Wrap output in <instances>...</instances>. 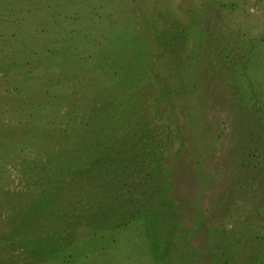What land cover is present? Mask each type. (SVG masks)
Segmentation results:
<instances>
[{"label": "rangeland", "instance_id": "rangeland-1", "mask_svg": "<svg viewBox=\"0 0 264 264\" xmlns=\"http://www.w3.org/2000/svg\"><path fill=\"white\" fill-rule=\"evenodd\" d=\"M0 264H264V0H0Z\"/></svg>", "mask_w": 264, "mask_h": 264}, {"label": "trees", "instance_id": "trees-1", "mask_svg": "<svg viewBox=\"0 0 264 264\" xmlns=\"http://www.w3.org/2000/svg\"><path fill=\"white\" fill-rule=\"evenodd\" d=\"M166 97L164 95L159 94L158 96H153V98L150 100L149 103V107L151 108V110H153V117L156 119H159V121L162 124V127L165 128V131L163 132H157L158 137L163 139V143H161V147L158 148L154 154L151 155L150 157V167L153 168V170L157 171V166L161 164V161L163 159V157L165 156L168 147L171 145L172 143V139H173V135H174V130L172 128V125L169 123V121H167L166 116H163L162 112L160 111V106L159 104H161V102L165 99ZM142 101V100H141ZM126 126V127H125ZM135 126V129H137V126ZM125 127V128H124ZM131 127L132 125L130 123L124 124L123 127H121L122 131L126 134V135H131ZM145 133H148L150 135H153L155 133L154 127L150 126V128L145 131ZM147 139V136L144 135V140ZM136 147L138 146H130L129 152H134L136 151ZM113 149H110L107 151L108 153V157L110 159V161H113V157H114V153L117 155L118 158H116L117 160V164L120 165L122 162V154H120L117 151H112ZM128 151V150H127ZM138 152V151H137ZM153 193L156 194L155 190H152ZM152 214H158V211H152ZM99 229L98 228V224H96V228L95 230ZM39 248V247H38ZM38 251H42L41 248L38 249Z\"/></svg>", "mask_w": 264, "mask_h": 264}]
</instances>
